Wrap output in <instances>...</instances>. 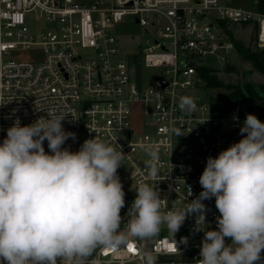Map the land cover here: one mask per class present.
<instances>
[{
	"label": "built area",
	"instance_id": "obj_1",
	"mask_svg": "<svg viewBox=\"0 0 264 264\" xmlns=\"http://www.w3.org/2000/svg\"><path fill=\"white\" fill-rule=\"evenodd\" d=\"M226 1L0 0V143L17 120L25 126L40 117L65 116L64 130L76 139L63 147L78 151L96 137L125 154L118 169L126 194L122 228L141 182L157 188L162 210L185 207L203 190L199 178L207 158L243 138L241 106L216 115L204 98L198 67L223 51L226 63L233 53L223 22L250 24L264 48V13ZM123 38L134 40L131 50ZM21 52L30 58H20ZM138 64L152 73H141ZM182 96L195 99V112L180 110ZM171 127L184 136L171 133ZM147 145L159 152L154 177L145 163ZM44 148L49 151L47 141ZM203 203L201 227L218 230L215 198ZM203 238L193 214L175 235L162 226L152 238H132L131 251L98 247L89 262L144 264L143 253L151 252L156 264H199Z\"/></svg>",
	"mask_w": 264,
	"mask_h": 264
},
{
	"label": "clouds",
	"instance_id": "obj_2",
	"mask_svg": "<svg viewBox=\"0 0 264 264\" xmlns=\"http://www.w3.org/2000/svg\"><path fill=\"white\" fill-rule=\"evenodd\" d=\"M179 108L186 115L195 112V99L182 96ZM64 118L40 117L25 126L17 120L0 143V264H99L89 262L98 247L115 252L132 238L158 235L162 226L175 235L193 214L196 230L204 231L199 264L264 259V122L256 115H246L239 142L207 158L198 197L183 208L162 210L160 192L141 182L124 228L126 194L118 169L125 154L96 137L86 139L78 151L63 147L76 139L64 130ZM170 132L184 136L176 127ZM144 150L148 174L154 177L158 149L147 145ZM213 197L220 213L218 230H206L201 227L206 225L203 201ZM143 258L144 264H156L151 252Z\"/></svg>",
	"mask_w": 264,
	"mask_h": 264
},
{
	"label": "rangeland",
	"instance_id": "obj_3",
	"mask_svg": "<svg viewBox=\"0 0 264 264\" xmlns=\"http://www.w3.org/2000/svg\"><path fill=\"white\" fill-rule=\"evenodd\" d=\"M227 3L240 6L243 8L251 9V10H260L259 0H227ZM136 26V25H135ZM135 28H139L136 26ZM139 30V29H138ZM230 31V33H228ZM228 31L224 33V37L234 45V51L227 57V62L221 61V56L225 55V52L220 53V57L211 56L206 57L204 59L205 65L210 68L218 69L217 75L220 79H222L226 84L231 85H244L251 84L259 90L264 89V74L258 71H255L252 64L250 62L244 61L243 58L238 53V49L236 46V41H241L245 46L250 47L251 49H259L264 50V48L260 47L255 39L254 33L251 28H242L238 25H229ZM142 38H146L145 35L139 30ZM125 47L129 50L133 48L134 40H130L129 38H123L121 40ZM20 58H30L26 52H21L17 54ZM232 66V69L229 68ZM137 70L141 73L151 74V70H145L141 64L137 65ZM228 94V90L224 88H207L205 92H203L204 98L209 102L211 101H220L224 102L225 98ZM261 101H252L246 100L241 101L238 105L241 106V109L244 110L245 114H254L257 118L264 122V94L261 93ZM246 118V117H245ZM243 118V121L245 120Z\"/></svg>",
	"mask_w": 264,
	"mask_h": 264
},
{
	"label": "trees",
	"instance_id": "obj_4",
	"mask_svg": "<svg viewBox=\"0 0 264 264\" xmlns=\"http://www.w3.org/2000/svg\"><path fill=\"white\" fill-rule=\"evenodd\" d=\"M259 7L260 11L264 13V0H259ZM222 25L224 29L228 31L229 25L225 22H223ZM243 28H250V24H244ZM228 33H230V31H228ZM253 33H255V29ZM235 43L238 49V53L243 58V60L250 62L255 71L264 74V50L251 49L250 47L245 46L241 41H236ZM229 68L232 69V66H229ZM218 71V69H213L205 65L198 67L200 79L204 83L206 88H224L228 90V94L224 102L211 101L213 112L216 115H225L232 109L234 105L238 104L241 101L262 100L261 93L264 94V89L263 91L259 90L251 84H226L222 79L218 77ZM241 115L243 118L246 117L243 109H241Z\"/></svg>",
	"mask_w": 264,
	"mask_h": 264
},
{
	"label": "snow or ice",
	"instance_id": "obj_5",
	"mask_svg": "<svg viewBox=\"0 0 264 264\" xmlns=\"http://www.w3.org/2000/svg\"><path fill=\"white\" fill-rule=\"evenodd\" d=\"M128 247H129V250H130V251H131V250H134V249H132V246H131V245H129Z\"/></svg>",
	"mask_w": 264,
	"mask_h": 264
}]
</instances>
